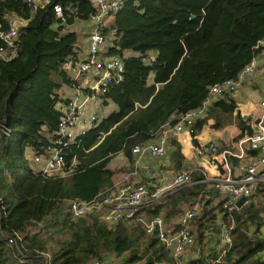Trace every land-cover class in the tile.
Returning a JSON list of instances; mask_svg holds the SVG:
<instances>
[{"label":"trees","instance_id":"trees-1","mask_svg":"<svg viewBox=\"0 0 264 264\" xmlns=\"http://www.w3.org/2000/svg\"><path fill=\"white\" fill-rule=\"evenodd\" d=\"M54 3L64 9L66 22L54 18L51 5L31 17L23 0H0V19L9 14L28 20L18 57L0 60V264H17L15 251L1 239L15 234L27 257L48 253L50 264H116L127 251L129 258L120 264L171 262L169 253L140 226H108L95 213L72 219L69 202L90 201L110 187L118 172L108 167L115 156L122 154L132 166L134 147L153 142L165 124L199 109L211 86L236 79L253 57L262 55L264 47L254 46L264 41V0H128L105 28L106 34L114 33L107 53L121 59V80L104 95L98 125L70 147L67 159L76 158L74 171L64 178H43L32 156L55 136L64 103L60 91L69 83L63 63L81 53L77 33L64 28L90 19L93 10L88 0ZM108 104L113 108L103 115ZM236 112L232 96L214 98L205 116L196 120L193 136L209 121L215 130L238 122L250 133ZM194 178L199 180L200 173ZM205 189L201 184L182 188L150 213L172 219ZM207 197L206 209L214 204L216 192L208 191ZM232 216L228 263L264 264V240L258 236L264 226V191ZM214 219L208 222L215 224ZM204 228L198 227L199 241ZM201 249L198 264H204Z\"/></svg>","mask_w":264,"mask_h":264},{"label":"built area","instance_id":"built-area-1","mask_svg":"<svg viewBox=\"0 0 264 264\" xmlns=\"http://www.w3.org/2000/svg\"><path fill=\"white\" fill-rule=\"evenodd\" d=\"M23 1L31 17L51 5L54 18L62 23L66 22L64 9L59 3H54V0ZM88 2L93 8L89 15L93 26L88 36L86 51L63 63L69 83L64 86L67 92L63 96L64 103L60 108L61 116L57 130L54 138L32 156V164L43 178H64L74 171L76 158L67 159L70 147L77 145L82 136L98 125L104 95L110 86L121 80V59L111 57L107 53L113 46L114 33L106 34L105 28L128 0ZM69 11L75 12L77 9ZM27 24L28 20L16 15L4 14L0 19L1 61L8 62L18 57L19 37ZM3 25H6V30H1ZM261 47H264V41H259L254 50ZM256 69L257 57H253L236 79L211 86L207 99L199 109L178 116L173 125L165 124L155 134V141L134 147L131 151L134 159L130 171L123 174L117 183L99 192L92 200L70 201L67 210L70 217L81 219L95 213L108 226L118 223L140 226L145 235L155 239L171 257V262L157 261L154 264H198L201 247L205 250L204 264H229L228 253L233 246L232 214L256 202L264 191V101L258 103L255 113L240 116L249 126L250 133L242 131L238 122H233L215 131L219 134L226 133L225 141H213L193 136V127L196 120L205 116L214 98L236 95L247 76L253 74ZM108 113L109 110L103 109V115ZM1 130L9 135L6 127L1 126ZM170 133H185L192 143L195 141L193 150L202 167L183 169L167 184L155 189L135 182V177L142 171L153 178L149 164L145 163V157L164 159ZM209 170L213 173L210 172L208 176ZM197 172L201 175L199 180L194 178ZM197 184L207 185L210 190L216 192L212 206L204 208V202L208 200V191L205 189L198 194L197 201L182 207L172 219H166L162 213H150L167 196ZM240 200L242 203L238 207ZM214 217L215 224H210L208 221ZM201 224L207 228L202 230L203 239L199 241L198 227ZM35 227L41 228L42 224L35 223ZM258 236L264 240V226L258 229ZM1 239L7 247L15 251L14 261L17 264H50L48 253L41 254L39 258L27 257L20 247V235H1ZM90 264L103 263L97 261Z\"/></svg>","mask_w":264,"mask_h":264},{"label":"crops","instance_id":"crops-1","mask_svg":"<svg viewBox=\"0 0 264 264\" xmlns=\"http://www.w3.org/2000/svg\"><path fill=\"white\" fill-rule=\"evenodd\" d=\"M84 52H81L80 54ZM261 72H264V51L262 52V55L257 57L256 71L253 74L249 75L246 80L248 82L251 81L252 78L255 77V74L257 75L258 73H261ZM247 81L246 82L244 81L245 84L244 83L243 84L246 85ZM238 93L232 96L234 99L237 100V112L234 114V116L238 114L240 116H246L251 113L253 114L258 110L257 109L258 103L261 101H264L263 99H261L256 102H253L251 101V99H246L242 101L245 103H242V102H239L241 97H238ZM211 124L212 122L209 121L208 124L204 126L203 129L197 134V138L198 139L207 138L213 141H225L227 139V134L226 133H220V134L215 133V131L217 130L213 129L211 127ZM178 149H182V150L186 149L190 151L189 156L185 160L187 165H184L183 162H180V160L176 158L175 153L178 151ZM116 157H117L116 158L117 160L116 159L115 160L119 162L118 167L110 168L108 166L111 170L112 169L118 170V172L113 177L112 185L117 183L120 180L121 176L129 172L131 169V165H129L128 161L124 158L122 154H119ZM195 157L196 156L193 150L192 140L187 134L170 133L167 139L166 157L164 159H154L148 156L145 157V163L149 164L150 172L153 175V178L148 177L146 173L142 171L140 172L139 176L135 177L134 181L137 183L147 185L148 187H152L153 189L162 187L165 184H167V182H169L174 177V175L178 173L179 171L186 169L188 167H194V168L202 167V164H200L199 160ZM233 165L236 166V164H233ZM210 172L212 171L210 170L207 171L208 176ZM206 189L207 191H210V188L207 185H206Z\"/></svg>","mask_w":264,"mask_h":264},{"label":"rangeland","instance_id":"rangeland-1","mask_svg":"<svg viewBox=\"0 0 264 264\" xmlns=\"http://www.w3.org/2000/svg\"><path fill=\"white\" fill-rule=\"evenodd\" d=\"M92 26H93V22L91 19L88 20H79V21H75L73 24L65 26L64 31L65 32H75L77 33L78 37H79V41H80V51L84 52L86 51V45H87V41H88V36L92 31ZM153 56V55H151ZM248 77V76H247ZM247 79V78H246ZM247 80H245L246 82ZM244 82V84H245ZM241 87V89L239 90L238 93V97H241L239 102H242L246 99H251V101L256 102L258 100L263 99L264 100V72L258 73L257 75L255 74V77L252 78L251 81H247L246 85H244ZM64 87H62V91H60L61 95L65 96V90L63 91ZM245 103V102H242ZM252 103V102H251ZM113 108L112 104H108L107 106H105V110H111ZM177 153L179 154V160L180 162H183L184 165L186 164V159L189 156L190 151L189 150H182V149H178ZM194 156V155H193ZM117 157L115 156L109 163V167L110 168H115L118 167L119 162L116 161ZM196 158V157H195ZM116 159V160H115ZM113 170V169H112ZM182 206V205H179ZM261 227V226H260ZM138 247L139 250L141 251L143 248V244L138 242ZM158 245V244H157ZM159 246V245H158ZM139 253V252H137ZM130 256V251H127L125 253H123L120 258H116L115 259V263L116 264H120L122 263L123 260L129 258Z\"/></svg>","mask_w":264,"mask_h":264},{"label":"water","instance_id":"water-1","mask_svg":"<svg viewBox=\"0 0 264 264\" xmlns=\"http://www.w3.org/2000/svg\"><path fill=\"white\" fill-rule=\"evenodd\" d=\"M242 203V200H240L238 203H237V206L239 207Z\"/></svg>","mask_w":264,"mask_h":264}]
</instances>
